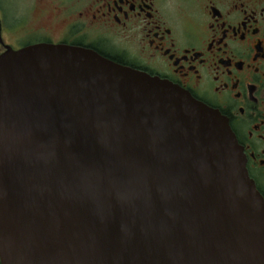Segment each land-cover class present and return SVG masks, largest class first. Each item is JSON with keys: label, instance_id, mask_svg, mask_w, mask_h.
Segmentation results:
<instances>
[{"label": "water", "instance_id": "water-1", "mask_svg": "<svg viewBox=\"0 0 264 264\" xmlns=\"http://www.w3.org/2000/svg\"><path fill=\"white\" fill-rule=\"evenodd\" d=\"M1 264H264L227 119L95 51L0 55Z\"/></svg>", "mask_w": 264, "mask_h": 264}, {"label": "flooded vegetation", "instance_id": "flooded-vegetation-1", "mask_svg": "<svg viewBox=\"0 0 264 264\" xmlns=\"http://www.w3.org/2000/svg\"><path fill=\"white\" fill-rule=\"evenodd\" d=\"M10 1L0 55L77 46L187 90L227 119L264 199V0Z\"/></svg>", "mask_w": 264, "mask_h": 264}, {"label": "rangeland", "instance_id": "rangeland-1", "mask_svg": "<svg viewBox=\"0 0 264 264\" xmlns=\"http://www.w3.org/2000/svg\"><path fill=\"white\" fill-rule=\"evenodd\" d=\"M10 7L9 8H13V10L15 9L14 7L19 8V6L21 7L22 5H24V2H22V0H11L10 1Z\"/></svg>", "mask_w": 264, "mask_h": 264}]
</instances>
